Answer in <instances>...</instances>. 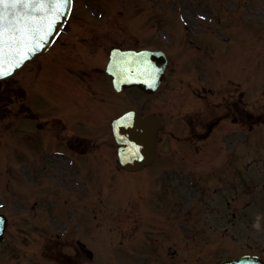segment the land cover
I'll list each match as a JSON object with an SVG mask.
<instances>
[{
	"label": "rangeland",
	"instance_id": "obj_1",
	"mask_svg": "<svg viewBox=\"0 0 264 264\" xmlns=\"http://www.w3.org/2000/svg\"><path fill=\"white\" fill-rule=\"evenodd\" d=\"M74 1L67 32L46 55L35 59L1 85L8 91L7 107L12 111L0 118V205L3 206L0 212L8 218L0 264H62L63 260L64 264H129L126 258L130 246L140 249L147 239L155 242L157 250L153 253L160 252L161 257L166 255L168 260L178 256L181 264L189 258L192 259L190 264L193 261L217 264L222 257L243 252H255L264 258V137L261 139L262 134H258L259 130H264V124L250 139L244 141L245 134L240 136L242 139L235 149L237 153L240 151V162L254 169L257 175L256 172L245 175L243 171L240 177L237 170L228 167L231 151L227 157L220 154L223 157L221 169L217 167L212 171L217 178L205 174L201 183L196 180L197 165L189 159L195 157L212 165L213 158L206 152L218 151L215 142L222 139L223 148L231 150L234 146L229 136H235L234 128L244 126L242 132L246 131L245 125L260 119L246 115L245 125L220 124L207 138L193 142L202 152L200 155L187 143L181 146L169 136L170 130L189 135L195 113L202 109L201 119L209 117V110L196 96L207 92L203 88L210 86L211 78L195 81L191 69L197 78L211 74L206 62L211 49L215 57L214 53L210 56L217 61L212 67L217 76L211 90L220 86L231 90L236 86L247 102L255 103L250 107L246 102L247 112L264 113V108H257V102H264V0ZM152 3L156 4V9L164 10V17L171 14L170 8L174 9L184 26V34L202 32L208 36L207 25L216 17L218 8L225 10L223 14L230 11L233 13L228 14L239 17L233 19V25L231 16L226 17L229 22L225 25L229 27L220 26L221 18L213 20L211 28L218 35L193 36L196 41L190 40L196 42L194 45L185 43L180 27L173 28L179 26L176 17H166L171 27L164 28L167 20L155 16ZM163 34L167 36L165 40ZM112 46L159 48L168 54L166 76L154 94L148 98L142 94V108L134 90L118 95L112 92L106 98L107 93L98 96L97 87L106 78L103 66ZM197 48L201 52H197ZM213 59L209 63L212 64ZM188 83L193 91L188 89ZM200 83L206 85L201 88ZM104 85L109 86L107 82ZM78 96L84 104L80 108L85 115L83 133L91 137L86 146L82 144L80 150L79 146L73 150L64 139L71 132L72 124L66 122L64 129L58 123L57 131L49 125L57 122L54 116L58 113L54 108L61 107L68 97L72 100ZM144 100H148L149 105ZM131 102L143 114L154 108L168 125L161 133L159 158L152 168L123 177L116 170L107 125L117 112L115 106L121 113L125 107L133 105ZM151 102L154 107H150ZM20 104L30 109V115L15 113ZM65 106H70L68 100ZM93 112L96 113L94 118ZM185 114L184 123L181 119ZM197 126L196 133H200L201 126ZM20 129L25 133L21 135ZM227 129L231 130L225 136L217 135ZM89 153L91 155L87 156ZM20 157L27 160L18 168ZM182 158L189 159L182 162ZM93 166L103 172L90 174L87 169ZM117 173L120 174L118 180L111 183ZM144 184L149 187H146L148 194L145 188L139 187ZM77 189L84 197L74 194ZM33 195H44L51 206L52 202L56 206H70L68 202H71L79 210L85 201L86 209L80 210L81 218L72 213L71 221L65 214L53 217L44 230L42 224L34 223L43 213L35 218L31 216ZM138 195L145 197L141 199L143 202ZM138 202L141 205L134 209L132 203ZM36 231L38 236H34ZM95 238L112 248L111 251L106 249L108 256L101 246L94 245L92 239ZM136 238L142 241L130 244V240ZM171 250H176L175 256ZM10 252L17 256L13 257Z\"/></svg>",
	"mask_w": 264,
	"mask_h": 264
},
{
	"label": "snow or ice",
	"instance_id": "obj_2",
	"mask_svg": "<svg viewBox=\"0 0 264 264\" xmlns=\"http://www.w3.org/2000/svg\"><path fill=\"white\" fill-rule=\"evenodd\" d=\"M71 4L72 0H0V79L10 77L44 46ZM114 67L124 71L123 65L115 64L109 70ZM140 74L154 76V70L145 63Z\"/></svg>",
	"mask_w": 264,
	"mask_h": 264
},
{
	"label": "water",
	"instance_id": "obj_3",
	"mask_svg": "<svg viewBox=\"0 0 264 264\" xmlns=\"http://www.w3.org/2000/svg\"><path fill=\"white\" fill-rule=\"evenodd\" d=\"M64 17L65 16H63L57 24L56 30L61 26ZM53 35H51L49 39H51ZM47 43L48 42H46L44 46L37 50L34 54L44 50ZM34 54H32L30 58ZM145 63L150 65L151 69L154 70V76L140 74L143 71ZM110 64L123 65L124 71L121 72L119 67H114L110 71ZM163 66V56L155 52L115 51L110 57L108 71L111 73L112 80L114 81L113 84L117 89H121L124 86L137 85L148 92L152 91L156 87L157 82H159ZM149 84H152V86L150 87ZM132 114L130 116L128 114H124L118 118L113 125L116 132V140L121 145L118 152L119 162L125 167H128L131 162L135 161L134 159L136 157H139L138 161H148L151 158L154 151L156 130L158 129V125L153 123L152 120L154 119L151 118V116H148L146 120L142 121V124H139L140 121L134 114ZM222 264L241 263H236L234 260H230L225 261ZM250 264L255 263L252 262Z\"/></svg>",
	"mask_w": 264,
	"mask_h": 264
}]
</instances>
